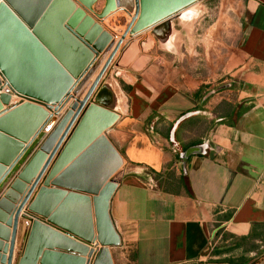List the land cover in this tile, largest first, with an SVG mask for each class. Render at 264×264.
Returning a JSON list of instances; mask_svg holds the SVG:
<instances>
[{
    "label": "crops",
    "instance_id": "obj_1",
    "mask_svg": "<svg viewBox=\"0 0 264 264\" xmlns=\"http://www.w3.org/2000/svg\"><path fill=\"white\" fill-rule=\"evenodd\" d=\"M105 4L100 0L93 10L99 14ZM242 6L236 36L226 46L229 55L223 54L224 44L216 36L214 41L201 37L200 27L188 40L194 50L177 59L174 27L175 37L161 34L166 38L161 41L148 31L129 35L133 42L125 47V40L115 56L114 61L124 49L100 102L119 116L106 133L121 158L120 168L109 179L117 183L110 216L120 237V244L110 248L112 264H264V0H244ZM121 15L130 17L119 11L100 21L87 13L112 36V44L121 38L113 29ZM131 55L133 61L128 62ZM108 56L103 55L95 76ZM11 100L4 110L24 101L15 94ZM73 101L57 115L48 112L57 120L55 127ZM188 113L195 114L178 126L174 147L171 131ZM49 134L35 139L3 184L0 197ZM206 141V154L191 156L184 167L179 155ZM91 167L97 170L82 174L92 175L90 180L74 177L73 182L92 183L82 188L103 182L107 157ZM34 178L25 184L27 190ZM92 215L97 236L93 208ZM30 224L20 217L13 264ZM0 242L8 244L3 238Z\"/></svg>",
    "mask_w": 264,
    "mask_h": 264
},
{
    "label": "water",
    "instance_id": "obj_2",
    "mask_svg": "<svg viewBox=\"0 0 264 264\" xmlns=\"http://www.w3.org/2000/svg\"><path fill=\"white\" fill-rule=\"evenodd\" d=\"M99 1L0 0V189L35 139L50 133L0 197V238L8 240L6 245L0 242V264H13L20 217L31 224L16 264H112L110 248L120 244L110 216L117 183L109 179L120 168L121 158L106 137L119 116L100 105L102 80L128 35L152 30L164 40L161 34L166 35L169 24L174 29L176 20L183 23L182 13L194 8L188 20L198 16L199 0H105L98 14L93 7ZM119 11L131 22L120 40L111 44L112 36L87 13L102 21ZM106 53L109 56L87 94L75 99L55 127L57 120L48 112L57 115L74 99ZM12 94L24 101L4 110ZM194 114L175 123L170 134L174 147L178 126ZM208 149L204 143L182 152L183 166ZM103 156L109 162L103 182L93 188H82L92 185L89 182H73L74 177L90 180L92 175H82L84 170L96 171L91 165ZM33 178L27 190L25 184Z\"/></svg>",
    "mask_w": 264,
    "mask_h": 264
},
{
    "label": "rangeland",
    "instance_id": "obj_3",
    "mask_svg": "<svg viewBox=\"0 0 264 264\" xmlns=\"http://www.w3.org/2000/svg\"><path fill=\"white\" fill-rule=\"evenodd\" d=\"M242 5H244V0H199V3L195 6V9L199 11L198 17L187 23H181L178 20L175 21V28L178 31V49L174 52V56L178 59L181 58L187 51L194 50V48H190L188 46V40L194 36L197 30L201 27L202 33L200 36L204 39L212 41L215 39L219 41L218 43L224 44L222 47V51L224 55H229V44H231L233 38L236 36L237 24L239 22ZM131 22V18L125 15L118 16L113 23L116 27L111 28L116 30L117 35H121L126 31L128 25ZM149 34H152V30L148 31ZM201 32H198L200 34ZM146 34H148L146 32ZM204 35V36H203ZM216 36V37H215ZM215 37V39H214ZM132 38L128 36L125 41V47L127 44H130ZM140 39L143 36L139 37ZM200 38V37H199ZM133 42V41H132ZM219 46L216 50H220ZM124 50V49H123ZM123 50L118 54V58L110 65L106 75L104 77L103 85H108L111 80V76L113 72L117 70V67L120 63V58ZM215 51V50H214ZM213 59H215L214 52L212 54ZM133 61V55L128 59L129 61ZM101 63V62H100ZM98 64V66L100 65ZM131 65V64H130ZM227 70V69H226ZM116 252V248L113 250Z\"/></svg>",
    "mask_w": 264,
    "mask_h": 264
},
{
    "label": "bare ground",
    "instance_id": "obj_4",
    "mask_svg": "<svg viewBox=\"0 0 264 264\" xmlns=\"http://www.w3.org/2000/svg\"><path fill=\"white\" fill-rule=\"evenodd\" d=\"M194 9V8H193ZM193 9H191V10H189V11H186V12H184V13H182L179 17L181 18V21L183 22V23H185L188 19H189V16L190 15H192L193 14V12H194V10ZM195 14V13H194ZM167 31H169V33L167 32L166 33V36H169L168 38H174L175 37V35H176V33L174 32V29L172 28V26H171V24H169L168 25V27H167V29H166ZM165 30V31H166ZM173 32V33H172ZM129 36V35H128ZM120 40V39H119ZM118 40V41H119ZM112 41V40H111ZM112 44V43H111ZM106 62V61H105ZM105 64V63H104ZM104 64H103V66H104ZM102 66V67H103ZM98 69V67H96L95 69H94V71H93V73L91 74V76L89 77V79L84 83V85L82 86V88H81V90L79 91V93H81L82 92V89L83 88H85L86 89V87H87V89H86V91H85V93H84V95L82 94V96H83V98H84V96L87 94V92L89 91V89H90V87L92 86V84H93V82L95 81V79H96V77L99 75V73H100V71L101 70H99V73L98 74H96V76H95V71ZM102 69V68H101ZM78 93V94H79ZM77 94V95H78ZM76 95V96H77ZM76 96L74 97V101H75V99H77L76 98ZM82 98V99H83ZM12 101V100H11ZM74 101H73V104H74ZM72 104V105H73ZM70 108V107H69ZM75 112V111H74ZM91 247L93 248V245H91Z\"/></svg>",
    "mask_w": 264,
    "mask_h": 264
},
{
    "label": "built area",
    "instance_id": "obj_5",
    "mask_svg": "<svg viewBox=\"0 0 264 264\" xmlns=\"http://www.w3.org/2000/svg\"><path fill=\"white\" fill-rule=\"evenodd\" d=\"M205 143H207L208 144V146H210V142L209 141H206ZM222 151L221 150H219V153H221Z\"/></svg>",
    "mask_w": 264,
    "mask_h": 264
}]
</instances>
